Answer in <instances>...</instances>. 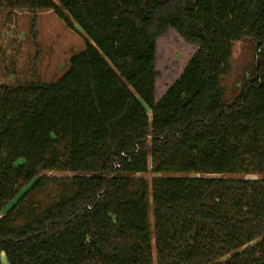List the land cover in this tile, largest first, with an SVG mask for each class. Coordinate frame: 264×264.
<instances>
[{
	"label": "trees",
	"instance_id": "trees-1",
	"mask_svg": "<svg viewBox=\"0 0 264 264\" xmlns=\"http://www.w3.org/2000/svg\"><path fill=\"white\" fill-rule=\"evenodd\" d=\"M0 10H50L85 35L55 81L0 85V264H154V245L157 264H264V0ZM168 28L197 49L156 101ZM240 40L255 68L226 102L221 77ZM149 158L150 182L137 176ZM247 174L257 178L233 177Z\"/></svg>",
	"mask_w": 264,
	"mask_h": 264
},
{
	"label": "rangeland",
	"instance_id": "rangeland-1",
	"mask_svg": "<svg viewBox=\"0 0 264 264\" xmlns=\"http://www.w3.org/2000/svg\"><path fill=\"white\" fill-rule=\"evenodd\" d=\"M35 16L33 32L32 17ZM80 27L71 29L52 11L0 10V85L13 86L25 82H53L68 69V59L84 49V33ZM84 36V37H83ZM197 46L186 43L172 28L156 40L155 53V100L157 101L177 79ZM255 50L249 40L236 41L232 46L228 70L221 83L226 102L238 93L244 81L255 68ZM149 158L145 173L137 176L148 182L155 176L151 172ZM68 172H48V176H67ZM193 175V174H189ZM201 177H214L198 174ZM255 179L256 175L233 176ZM28 186L19 194L23 195ZM18 196V197H19ZM150 200L151 197L149 196ZM17 199V198H16ZM15 199V200H16ZM150 220L152 215L150 213ZM154 264H157L155 245L152 249Z\"/></svg>",
	"mask_w": 264,
	"mask_h": 264
}]
</instances>
